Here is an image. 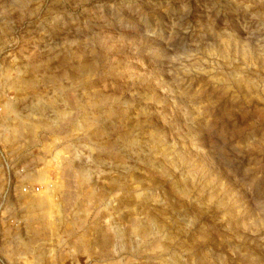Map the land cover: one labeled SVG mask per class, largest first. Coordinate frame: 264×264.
Returning a JSON list of instances; mask_svg holds the SVG:
<instances>
[{
  "label": "rangeland",
  "instance_id": "1",
  "mask_svg": "<svg viewBox=\"0 0 264 264\" xmlns=\"http://www.w3.org/2000/svg\"><path fill=\"white\" fill-rule=\"evenodd\" d=\"M0 264H264V0H0Z\"/></svg>",
  "mask_w": 264,
  "mask_h": 264
}]
</instances>
